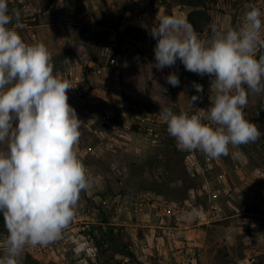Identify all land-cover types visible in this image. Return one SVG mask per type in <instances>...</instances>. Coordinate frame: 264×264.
<instances>
[{
	"label": "rangeland",
	"instance_id": "374dc122",
	"mask_svg": "<svg viewBox=\"0 0 264 264\" xmlns=\"http://www.w3.org/2000/svg\"><path fill=\"white\" fill-rule=\"evenodd\" d=\"M248 4L264 13V0H63V6L57 0H9L10 10L20 13L19 25L13 22L12 27L26 43L42 42L47 47L54 75L61 68L68 73L64 66L76 62L68 52L71 61H62L61 48L74 53L70 48L79 43L93 44L92 56L99 64L106 57L105 52L101 54L103 46L119 55L118 64L103 74H95L88 65L77 66V76L82 78L79 86L93 91L92 101H67L82 121L79 141L87 152L78 157L92 185L81 192L78 203L118 192L130 199L145 191L177 205L174 214L163 220L155 212L143 215L134 208L102 213L93 221L73 217L56 240L63 247L65 263L52 254L42 256L39 246H27L18 264H163V250L190 237L199 246L194 264H264V228L260 231L264 224V97L249 92L244 107L246 118L261 133L259 139L230 149L229 156L211 159L200 151L178 150L159 119L163 106L190 114L206 109L212 94L209 77L185 70L179 61L172 68L150 70L156 40L148 29L155 26L156 16H183L207 39L214 23L238 27ZM92 22L100 27L90 34ZM64 27L69 35L59 45L56 34ZM260 56L264 49L258 48L256 57ZM170 73L178 75V87L167 84L165 77ZM193 82L202 85L203 92L196 93ZM192 95L200 96L193 104ZM140 117L149 118L147 125L157 137L136 130ZM99 132L122 134L126 143L107 149L99 144ZM235 151L242 155L233 157ZM192 207L203 208L205 217L199 220L192 215ZM5 235L0 218V238Z\"/></svg>",
	"mask_w": 264,
	"mask_h": 264
},
{
	"label": "clouds",
	"instance_id": "9594fccd",
	"mask_svg": "<svg viewBox=\"0 0 264 264\" xmlns=\"http://www.w3.org/2000/svg\"><path fill=\"white\" fill-rule=\"evenodd\" d=\"M63 6V0H57ZM238 27L212 24L203 39L180 15L161 13L148 31L156 40L151 68L185 70L210 79V104L199 113L163 106L159 119L181 151L208 158L229 156L230 149L261 136L244 113L249 92L264 97V13L248 4ZM20 13L0 0V264H18L27 246H46L61 238L91 177L79 159L82 121L68 104L70 83L54 75L52 56L42 42L26 43L12 27ZM166 82L180 85L177 74ZM196 93L202 85L193 82ZM191 102L200 99L192 95ZM233 157L242 155L231 152Z\"/></svg>",
	"mask_w": 264,
	"mask_h": 264
},
{
	"label": "built area",
	"instance_id": "2783aa9c",
	"mask_svg": "<svg viewBox=\"0 0 264 264\" xmlns=\"http://www.w3.org/2000/svg\"><path fill=\"white\" fill-rule=\"evenodd\" d=\"M103 52L106 53L103 64L94 62L89 65V68H91V71L95 74H103L107 69L118 64L119 55H114L108 47H105ZM68 73L69 74H67L66 77H62L73 87L67 91L68 100L77 98L83 102L92 101L93 91H83L79 86L78 80H81L82 78L79 76H73L72 71H69ZM86 119L89 120V116H86ZM148 119V117H140L135 123V128L139 132L147 131L149 134L157 137L158 133L154 130V128L147 125ZM99 134L101 137L99 144L104 145L107 149L113 150L126 143L122 134H118L116 132H114V135L109 136H105L102 132H99ZM75 151L78 156H82L83 154H86L87 148L81 147L79 141L75 146ZM185 202L188 201L186 200ZM176 207L177 205L175 202L160 200L155 195L145 191L138 193V195L130 199L118 192L107 197H100L99 201H91L90 203L84 204L77 203L73 217L79 221H93L97 215H101L102 213H107L109 211H129L130 208H134L143 215H150L152 212H155L163 220L174 214ZM191 213L199 220L203 219L206 214L203 208L196 207H192ZM198 247V243L194 237L187 238L185 241H180L179 244L170 245L169 250L165 249L162 252V263L194 264L196 261ZM62 249L63 247L59 245L58 241H54V243L49 246H39L37 251H39V254L42 253V256H44V254H52V256L56 257L57 261L65 263L66 256Z\"/></svg>",
	"mask_w": 264,
	"mask_h": 264
},
{
	"label": "crops",
	"instance_id": "0c3cea01",
	"mask_svg": "<svg viewBox=\"0 0 264 264\" xmlns=\"http://www.w3.org/2000/svg\"><path fill=\"white\" fill-rule=\"evenodd\" d=\"M99 27H100L99 25H95L93 23L92 26H90V32H91L90 34H92V32H94V30L97 31ZM87 30L88 29L86 28L85 33L87 32ZM68 32H69L68 31V27H64V29L60 30V32L58 34H56V39H58L59 45L62 44L61 41H63L64 38L69 35ZM80 36H79V38H80ZM83 37H84L83 41H86V39L88 38V37H86L84 35H83ZM70 38H72V37H70ZM79 38H77V39H79ZM74 41H75V39H74ZM89 41L90 40L88 39V42ZM77 42H79V41H77ZM92 46H93V44L90 47H88V45H83V44H80L79 43V46H75L74 48H70V49H73L74 50V53L73 52H70V50L68 51L67 49L64 50L63 48H61L60 50L61 51L62 50L64 51V57H65V58L62 59V61H66L67 59H68V61H71L70 58L67 56V54H65V52H68L69 55H71L72 57L75 58L74 61H76L75 63L73 62V64H71L72 62H68L69 64L66 65V66H64L65 67L64 70L65 71L68 70V72L69 71H72L73 76H77L78 75L77 74V68L78 67L80 68L81 65H88L89 66V65L93 64L95 62V60L93 59L92 52H91V47ZM105 47H107V46H103L102 49H101V54H103V55H104L103 49ZM96 63H98V62H96ZM58 64H60V63H58ZM61 69H59V70L56 69V75H59L60 77H66L67 74H69V73H65ZM249 214H253V213L252 212H249ZM250 216H252V215H250ZM261 216L264 217V214L261 215ZM248 219H249L248 221H251V218H248ZM248 221H246V222H248ZM254 224L256 225V222H254ZM263 228H264V224H263L262 227L260 226V231L261 232H262Z\"/></svg>",
	"mask_w": 264,
	"mask_h": 264
},
{
	"label": "trees",
	"instance_id": "16d2710c",
	"mask_svg": "<svg viewBox=\"0 0 264 264\" xmlns=\"http://www.w3.org/2000/svg\"><path fill=\"white\" fill-rule=\"evenodd\" d=\"M0 218H2V216ZM129 254L132 255L131 251L129 252Z\"/></svg>",
	"mask_w": 264,
	"mask_h": 264
}]
</instances>
